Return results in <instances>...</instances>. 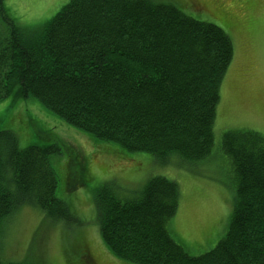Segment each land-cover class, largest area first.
Masks as SVG:
<instances>
[{
  "label": "trees",
  "instance_id": "16d2710c",
  "mask_svg": "<svg viewBox=\"0 0 264 264\" xmlns=\"http://www.w3.org/2000/svg\"><path fill=\"white\" fill-rule=\"evenodd\" d=\"M4 2L0 102L37 99L92 138L164 164L178 157L190 166L211 155L220 86L234 56L222 29L153 0H69L44 26L25 29ZM221 146L235 200L216 247L192 257L173 239L167 223L180 189L156 176L133 196L112 186L97 190L96 221L114 257L131 264H264V136L230 131ZM55 153L53 146L22 149L13 132H0V235L4 220L25 205L54 222L75 220L56 196ZM0 264L13 263L0 256Z\"/></svg>",
  "mask_w": 264,
  "mask_h": 264
},
{
  "label": "rangeland",
  "instance_id": "374dc122",
  "mask_svg": "<svg viewBox=\"0 0 264 264\" xmlns=\"http://www.w3.org/2000/svg\"><path fill=\"white\" fill-rule=\"evenodd\" d=\"M172 3L197 21L213 24L230 38L234 56L220 86L214 146L203 161L185 166L178 157L164 164L152 154L128 153L68 125L34 98L0 102V132H13L19 147H58L51 157L56 196L74 221L54 222L36 205L20 207L2 224L0 256L13 264H131L117 259L96 221L95 195L112 186L133 196L149 179L164 176L180 189L179 208L167 223L173 239L192 257L213 250L229 229L235 190L222 149L224 134L252 130L264 136V0H153ZM69 0H5L18 26L39 28ZM96 145H95V144ZM114 185V186H113Z\"/></svg>",
  "mask_w": 264,
  "mask_h": 264
}]
</instances>
